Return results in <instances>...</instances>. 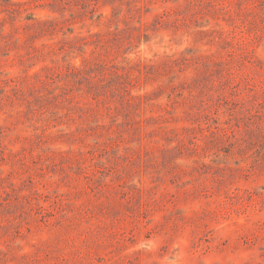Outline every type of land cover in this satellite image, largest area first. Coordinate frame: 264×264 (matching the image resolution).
Instances as JSON below:
<instances>
[{"label":"rangeland","instance_id":"rangeland-1","mask_svg":"<svg viewBox=\"0 0 264 264\" xmlns=\"http://www.w3.org/2000/svg\"><path fill=\"white\" fill-rule=\"evenodd\" d=\"M0 264H264V0H0Z\"/></svg>","mask_w":264,"mask_h":264}]
</instances>
